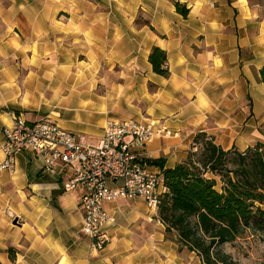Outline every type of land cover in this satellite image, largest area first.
Segmentation results:
<instances>
[{
    "label": "crops",
    "instance_id": "1",
    "mask_svg": "<svg viewBox=\"0 0 264 264\" xmlns=\"http://www.w3.org/2000/svg\"><path fill=\"white\" fill-rule=\"evenodd\" d=\"M154 47L167 77L148 62ZM262 68L264 0H0V145L21 115L91 144L109 119L163 125L169 136L145 149L157 174L184 161L200 133L243 152L264 143ZM71 175L43 171L30 153L13 174L0 170V264H201L141 199L102 204L115 222L109 244L90 252L83 191L63 190Z\"/></svg>",
    "mask_w": 264,
    "mask_h": 264
},
{
    "label": "trees",
    "instance_id": "2",
    "mask_svg": "<svg viewBox=\"0 0 264 264\" xmlns=\"http://www.w3.org/2000/svg\"><path fill=\"white\" fill-rule=\"evenodd\" d=\"M175 9L187 17L186 5L177 2ZM148 62L155 74L169 75L161 49L154 47ZM259 75L264 84V68ZM159 167L166 191L158 217L165 233L175 232L177 245L195 253L201 264H237L221 247L246 231L264 236V143L225 151L200 133L184 161Z\"/></svg>",
    "mask_w": 264,
    "mask_h": 264
},
{
    "label": "built area",
    "instance_id": "3",
    "mask_svg": "<svg viewBox=\"0 0 264 264\" xmlns=\"http://www.w3.org/2000/svg\"><path fill=\"white\" fill-rule=\"evenodd\" d=\"M2 133L1 171L13 174L15 157L23 153L40 160L45 172L61 167L71 170L63 190L83 191L81 233L89 240L90 252H99L110 242L105 228L115 219L103 210L104 202L141 199L149 209L158 210L166 189L162 175L147 169L145 149L156 137L169 136L163 125L156 128L135 120L109 119L98 142L91 144L85 135L67 131L48 118L28 122L13 115ZM111 183L119 184L111 187Z\"/></svg>",
    "mask_w": 264,
    "mask_h": 264
},
{
    "label": "rangeland",
    "instance_id": "4",
    "mask_svg": "<svg viewBox=\"0 0 264 264\" xmlns=\"http://www.w3.org/2000/svg\"><path fill=\"white\" fill-rule=\"evenodd\" d=\"M215 180L218 188L220 182L218 178H215ZM167 237L174 239L176 242L175 232L169 233ZM179 247L180 250H185V248ZM221 250L237 264H264V236L258 233L246 231L241 237L222 246Z\"/></svg>",
    "mask_w": 264,
    "mask_h": 264
}]
</instances>
